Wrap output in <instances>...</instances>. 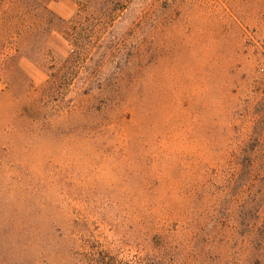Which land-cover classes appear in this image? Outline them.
Here are the masks:
<instances>
[{
    "label": "rangeland",
    "instance_id": "rangeland-1",
    "mask_svg": "<svg viewBox=\"0 0 264 264\" xmlns=\"http://www.w3.org/2000/svg\"><path fill=\"white\" fill-rule=\"evenodd\" d=\"M50 8L0 0V264H264V0Z\"/></svg>",
    "mask_w": 264,
    "mask_h": 264
},
{
    "label": "trees",
    "instance_id": "trees-1",
    "mask_svg": "<svg viewBox=\"0 0 264 264\" xmlns=\"http://www.w3.org/2000/svg\"><path fill=\"white\" fill-rule=\"evenodd\" d=\"M53 1L55 0H19V4L30 12H37L38 14L40 13V16H44L53 25L56 18L55 14L50 8V5Z\"/></svg>",
    "mask_w": 264,
    "mask_h": 264
},
{
    "label": "crops",
    "instance_id": "crops-1",
    "mask_svg": "<svg viewBox=\"0 0 264 264\" xmlns=\"http://www.w3.org/2000/svg\"><path fill=\"white\" fill-rule=\"evenodd\" d=\"M0 89H1V84H0Z\"/></svg>",
    "mask_w": 264,
    "mask_h": 264
}]
</instances>
